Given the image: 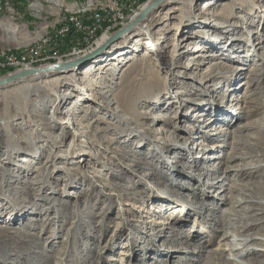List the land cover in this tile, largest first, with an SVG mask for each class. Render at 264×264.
Here are the masks:
<instances>
[{
	"label": "rangeland",
	"instance_id": "1",
	"mask_svg": "<svg viewBox=\"0 0 264 264\" xmlns=\"http://www.w3.org/2000/svg\"><path fill=\"white\" fill-rule=\"evenodd\" d=\"M87 1L0 0V58L20 55L10 57L14 64L0 65V76L82 55L153 0H92L90 7ZM189 1H162L142 19L150 29L118 38L96 56L105 59L118 50L129 51L113 74L106 69L87 74L85 82L94 91L116 95L111 107L118 105L133 119L131 135L129 130L120 135L118 118L108 116L88 90L54 110L58 100L48 95L72 91L76 80H47L81 77L87 66L99 64L96 57L54 77L0 88V123L13 121L10 130L0 125V163L5 169L0 182V264H264V0H220L205 12L227 22L224 29L230 31L210 29L173 60L177 39L202 28L185 25ZM202 1L191 0L193 13L201 15ZM148 35L160 40L157 48H165L163 56L151 52L152 57H142L141 43ZM218 35L224 40L214 45ZM232 35L243 40L233 41ZM199 38L207 40L208 52L222 45L227 50L198 70L190 69L196 78H184L183 66L174 69L172 62L187 63ZM44 42H49L44 52L23 55ZM205 82L211 87L203 86ZM23 84L36 87L43 100L33 93L12 96ZM121 86L123 96L117 94ZM139 94L136 113L129 105ZM22 96L29 98L28 108L13 118L11 104ZM144 97L151 103L145 105ZM219 105L224 117L214 123ZM53 115L60 121L53 122ZM67 120L76 121L80 129L68 126ZM41 122L51 125L57 141L42 134ZM14 139L24 140L18 142L21 152L7 159ZM185 140L191 141L183 145ZM214 144L218 146L210 149ZM71 153L75 155L67 157ZM24 159L30 163L27 170L17 165ZM250 163L256 166L248 175L236 172ZM3 198L13 203L5 204ZM250 198L258 202L242 201L237 207L247 217L239 220L228 211L231 199ZM242 224L250 225L242 229ZM247 234L256 235L252 245L258 251L245 250L246 259L237 260L234 254L248 246L238 238Z\"/></svg>",
	"mask_w": 264,
	"mask_h": 264
},
{
	"label": "bare ground",
	"instance_id": "2",
	"mask_svg": "<svg viewBox=\"0 0 264 264\" xmlns=\"http://www.w3.org/2000/svg\"><path fill=\"white\" fill-rule=\"evenodd\" d=\"M55 4L57 3V1L58 0H52ZM162 1H168V0H162ZM161 1V2H162ZM175 1H178V2H182L183 0H175ZM220 0H204V1H202V8L200 9V11H199V13H201V15H197V14H195V13H193V11H194V9L195 8H193L194 6H193V3L191 2V0L189 1V5H190V8H189V11H186V13H185V15L183 16L184 17V20H185V22H186V26L188 25L189 27H191L190 25H193V23H198V24H201L202 25V28H200L199 26H197V28H195L187 37H183V38H180V39H177L178 41L174 44L175 46H176V50L178 51H175L174 53H173V55H172V58H174L173 60H175L176 59V57L177 56H180L181 54H183V53H185V51H182V48H184L185 46H186V44H191V42L193 41V39L195 40L196 39V37L197 36H200V38H202V37H205L206 36V34L209 32V31H211L210 29H212V30H218V31H221V32H228V31H230V29H224V27H227V26H229V24L227 23V22H225V21H220L219 20V18H217V17H219V16H210V17H208L207 16V14H209L208 12H205L206 10H208L209 8H212V6H214L215 4H219L218 2H219ZM240 2L241 0H234V2L235 3H237V2ZM151 2V1H150ZM160 2V3H161ZM229 3V2H228ZM229 4H231V3H229ZM93 6L94 5V2L92 1V0H88L87 1V3H86V6ZM147 5H145V7H146ZM35 8H37V5H35L34 6ZM143 9V8H142ZM173 9H177L176 7H174ZM150 13V12H149ZM219 15V14H218ZM157 16H159V15H156L155 17L157 18ZM162 17H163V14H162ZM146 18V17H145ZM204 18V19H203ZM143 19V18H142ZM140 20V21H138V22H136L135 24H133L132 26H131V28L128 30V32H126V33H123L119 38H125V37H127V35L129 34V33H133V32H135L136 34H139V33H143V31H144V29H150V28H148V25L149 24H145L144 22H142L143 20ZM248 32H250V31H248ZM161 32H159V34H160ZM251 33V32H250ZM252 33H254V32H252ZM161 34H163V33H161ZM230 34H233V33H230ZM254 35V34H253ZM38 36V35H37ZM36 36V37H37ZM252 36V35H251ZM232 37H233V35H232ZM137 38H139V37H136V40H135V42L136 43H139V40L137 39ZM155 37L154 36H152V35H148V36H146L145 38H144V40L142 41V43L141 44H143L144 46H145V50H144V53H142L143 55H142V57H146V56H149V57H152L153 56V54H151V52L153 53V52H155V53H158L159 52V55L160 56H163V52L165 53V48H162V49H159V48H157V46H158V44H160V40H158V39H154ZM163 38V37H162ZM192 38V39H191ZM199 38V41L200 42H198V43H196L195 44V46H194V48H193V51L195 52L192 56H190L188 59H190L187 63H179L178 61H175V62H172V68H174V69H176L175 67L177 66V65H182L183 66V68H184V74L182 75L184 78L185 77H188V78H192V79H194V78H196L195 76V71L193 72L192 71V73L191 74H189L188 73V71H190V69H194V70H198L199 69V67L201 66V65H204V64H206V63H208L210 60H212V59H215V58H219V56L220 55H222V54H224L225 53V50H227V48H225L224 47V45H222V46H220V48L218 49V50H216V51H210V52H208L207 50H206V48H207V45H205L206 44V42H207V40L204 42V43H202V41L203 40H201ZM107 39V38H106ZM106 39H104L103 41H101L100 43H103L104 41H106ZM213 39L215 40V43H214V45L216 44V45H218V44H220L221 42H223L222 40H224V37L223 36H221V35H218V36H215V38L213 37ZM232 40L233 41H239V40H243V38H241V36H236V37H233L232 38ZM114 42V41H113ZM112 42V43H113ZM99 43V44H100ZM200 43H202V44H200ZM111 44V43H110ZM109 44V45H110ZM209 44H211V43H209ZM108 45V46H109ZM213 45V44H212ZM230 45V44H229ZM164 47H167V46H164ZM180 50V51H179ZM162 52V53H161ZM115 53L117 54V55H115ZM129 53V51L125 48V49H121V50H118L117 52H114V56L112 55V56H109V58H107V57H105V59H101V58H103V57H101V58H95V59H97V61L99 62V64L97 65V66H93V67H91V66H87L83 71H81L80 72V75H81V77H76V76H71V75H60V76H57V77H54V76H56V75H53V74H49V75H47V76H44V77H34V78H50V77H54V78H51V79H48L47 81L49 82V81H53V82H57L58 84H60V83H64V82H66V81H71V80H76V82H75V84H74V88H72V91H67V92H65L64 93V95H56V94H49L48 96H55V99H57L58 100V103H57V105H56V107L54 108V110L57 112V109H58V105L59 104H63V103H66L67 102V100H68V98H70V97H78L79 96V94L80 93H83L84 91L86 92L87 90L88 91H90V92H92V94H93V96L95 97V96H97V99L100 101V102H102V107H104V109H106L107 111H108V116H114V117H117L118 118V120H116V125H115V127L118 129V131H119V133H120V135H122L123 133H126V131H130L129 132V134L128 133H126V134H128V135H131V127L129 126V122H133V119L131 118V117H127V116H125V114H123V112L121 111V109H119L118 108V105H116V106H114V107H111V105L112 104H114V103H116V100L118 99L117 97H116V95H114V96H112V98H109V95H111V94H109L108 96H107V92H109L110 90H102V91H94V87L92 86H90V84L89 83H87V82H85V80H86V77H87V74H89V72L92 70V69H97V70H99V69H106V70H108V72L110 73V74H113L114 72H115V70H116V67H117V65L119 64V63H122V61H123V59L124 58H122L123 56H124V54L126 55V54H128ZM251 55V53H248V54H246V55H244L245 57H247V56H250ZM33 56H35V55H33ZM133 58V56L132 57H129L128 58V61H129V59H132ZM221 58V57H220ZM13 58H8V62L6 63V64H4V63H0V65H2L3 67L4 66H6V65H12V64H14L15 63V60H12ZM177 59H180V58H177ZM105 61H107V62H105ZM246 61H249V59H245V61H244V63H246ZM218 63H220L219 62V60H218V62H216L215 64H218ZM116 65V66H115ZM241 65H243V63H241ZM242 69V68H241ZM232 73H234V71H232ZM171 74H173V72L172 71H170V73L168 74V73H166V75L167 76H169V75H171ZM59 75V74H58ZM33 78V77H32ZM80 81H79V80ZM207 79H209V80H207ZM206 80V82H208V81H210L211 80V78H207ZM23 81H26V80H22V81H19V82H23ZM203 83L202 85L204 86V84H205V87L207 86V87H211V83ZM183 83H185V82H183ZM95 84V83H94ZM197 89V88H196ZM198 90V89H197ZM23 93H25L26 95L27 94H31V93H33V94H35V96L36 97H38V99L40 100V101H42L43 100V95L42 94H40L38 91H36V87H34V88H32L31 89V86H29V84H23V85H21V87H18V88H15L12 92H11V95L12 96H14V97H17L18 95H20V94H23ZM44 94H45V92H44ZM117 94H119V95H124V91L122 90V86H121V88L118 90V93ZM147 94V93H146ZM46 96V95H45ZM26 97V96H25ZM141 97H142V95L140 96V94L138 95V99H137V101H136V99L135 98H133L132 99V101L130 102V105H129V107L130 108H133V110H136L135 112L137 113L138 111V102H139V100L141 99ZM156 97V96H155ZM20 98H22V100L20 101V102H18L17 104H11V108H13L14 109V114L12 115L13 116V118H15L16 116H22V114H24L25 112H26V110H27V108H28V104H27V102H28V100H29V98L28 97H26V98H24V96H22V97H20ZM143 100H144V103H145V105H147L148 103H151V100H149L150 98H142ZM97 100V101H98ZM98 101V102H99ZM128 102V101H127ZM188 102V101H187ZM161 104V103H160ZM45 105L44 104H42V107H44ZM219 107H220V109H218L217 111V114H215L214 115V119H213V121H214V123H215V119L216 118H222V117H224V114H223V112H224V110L223 109H221V105H219ZM45 109V108H44ZM77 109H80V108H77ZM79 111V110H78ZM65 113V112H64ZM68 113H70V114H73V113H75V110H73V111H71L70 112V110H68L67 111V114ZM225 113V112H224ZM223 115V116H222ZM51 118V117H50ZM23 120V119H22ZM161 120H163V122L165 123H170L171 124V122L172 121H166V120H164L163 118H161ZM52 121L53 122H59L60 120L58 119V117L57 116H52ZM12 124H13V121L11 120V123L10 124H1L0 123V125H1V129L2 128H6V127H9L8 128V130H10V128L12 129ZM67 124H68V126L71 124L72 126H74V128H76L77 129V122L76 121H72V122H68V120H67ZM39 125V124H38ZM40 125L44 128V132L42 133L43 135H45V136H47V137H50V139H52V140H54V141H57L58 139H57V135H54L53 133H52V131H51V125H49L47 122H44V123H40ZM76 125V126H75ZM79 128V127H78ZM80 129V128H79ZM78 129V130H79ZM133 130V129H132ZM163 130V129H162ZM139 131L140 132H144L142 129H139ZM79 135H82L81 133V131H79V132H77ZM62 134L64 135L65 134V131H63L62 132ZM135 135V134H134ZM19 141H24V140H17V139H14V140H11V145H10V147H9V151H10V153H7L6 154V156H5V158H7V159H9V157L11 156L12 157V154L13 155H16L19 151L21 152V150L19 149V146H21V144H18V142ZM27 141V140H26ZM190 141L191 140H185V142L183 143V145H186V143H190ZM28 142V144H26L27 146L28 145H30L31 143H29V141H27ZM1 143H3L1 140H0V144ZM87 146V145H86ZM218 145L217 144H214L213 146H209V148L210 149H215L216 147H217ZM42 155H44L43 153H41ZM72 155H75V153H71L70 155H60V156H62V158H66V156L67 157H69V156H72ZM215 157V156H214ZM218 157V156H217ZM216 157V158H217ZM240 157V156H239ZM241 159V158H240ZM256 161V160H255ZM22 162H24L23 164H17L19 167L20 166H22V167H26V170L28 169V168H30V163L29 162H27V160L26 159H24V160H22ZM111 164H114V163H111ZM254 166H256V165H254V164H252V163H250L249 165L247 164L246 166H242V167H239V168H236V172L239 174V175H241V176H244V175H248L251 171H250V168H253ZM38 169V168H37ZM34 171H36V172H38V170H34ZM5 169L2 167V165H1V163H0V182H2L3 181V179H5L4 178V176H5ZM12 175H14L12 172H10ZM8 181H10V180H8ZM247 186V185H246ZM253 186V185H252ZM234 187V186H233ZM248 187V191H250L251 193H252V187H250V185H248L247 186ZM32 196V195H31ZM249 197H250V195H249ZM227 199V198H226ZM3 200H4V203L5 204H11V203H13V202H8L7 203V200L6 199H4L3 198ZM227 200H229V198L227 199ZM242 201H245L246 203H249V202H258V200L257 199H248V200H235V199H231L230 201H229V212L230 213H232L236 218H238L239 220L240 219H242L244 216L245 217H247L246 215H244V216H242V215H239L238 214V209H237V207H240V205H242ZM262 202V201H261ZM246 206H243L244 208H240V210L242 209V210H245V208L247 207V205L248 204H245ZM249 208H251V207H249ZM235 213V214H234ZM233 218V219H236V218ZM250 224H242V225H240L241 226V228L242 229H247V227L249 226ZM257 237H256V235L255 234H247V235H241V237H240V239L238 238V240H240L243 244L245 243V244H247L248 246L247 247H242V249H241V251H240V253H236V254H234V257H236L237 258V260H242L243 261V259H246L245 258V256H244V251L245 250H247V252H246V254L247 253H249V252H251V251H253V250H255V251H258L257 249H255V248H253V242L255 241V239H256ZM259 239V241H260V238H258ZM260 243V242H259ZM263 243H264V241H263ZM226 245H228L229 246V249L231 250V251H233L234 249H235V245H231V243H226ZM249 245H252V246H249ZM237 249V248H236ZM223 251V250H222ZM253 253V252H252ZM235 258V259H236ZM249 264H254V263H252V260H250L249 262H248ZM256 264H258V263H256Z\"/></svg>",
	"mask_w": 264,
	"mask_h": 264
},
{
	"label": "water",
	"instance_id": "3",
	"mask_svg": "<svg viewBox=\"0 0 264 264\" xmlns=\"http://www.w3.org/2000/svg\"><path fill=\"white\" fill-rule=\"evenodd\" d=\"M161 1L162 0H153L146 7L141 9L137 15H135V17L128 21V23L111 33L110 36L107 37L106 41L96 45L91 50L82 55L75 56L64 61L46 63L38 67L18 68L5 73L4 75L0 76V88L28 78L44 77L49 74H59L84 65L86 62L99 55L108 47L110 43L118 39L123 33H126L133 24L144 18L149 12L156 8Z\"/></svg>",
	"mask_w": 264,
	"mask_h": 264
},
{
	"label": "built area",
	"instance_id": "4",
	"mask_svg": "<svg viewBox=\"0 0 264 264\" xmlns=\"http://www.w3.org/2000/svg\"><path fill=\"white\" fill-rule=\"evenodd\" d=\"M76 22V21H75ZM77 22L79 23V19L77 20ZM82 24L79 23L78 26L80 27ZM62 32V31H61ZM49 42H44L43 44H37L35 49H28V50H25V53H23V55H32V54H36V53H39V52H44L45 51V48H46V45L48 44ZM17 56H20V55H15L14 53H6V54H2L1 58H0V61L2 60H5V59H8L10 57H17Z\"/></svg>",
	"mask_w": 264,
	"mask_h": 264
}]
</instances>
